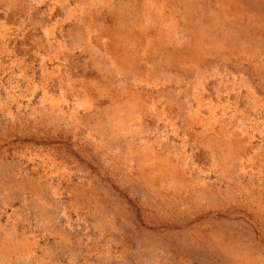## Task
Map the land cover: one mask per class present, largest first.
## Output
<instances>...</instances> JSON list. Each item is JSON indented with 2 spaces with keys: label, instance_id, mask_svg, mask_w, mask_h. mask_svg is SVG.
Returning <instances> with one entry per match:
<instances>
[{
  "label": "rangeland",
  "instance_id": "1",
  "mask_svg": "<svg viewBox=\"0 0 264 264\" xmlns=\"http://www.w3.org/2000/svg\"><path fill=\"white\" fill-rule=\"evenodd\" d=\"M0 264H264V0H0Z\"/></svg>",
  "mask_w": 264,
  "mask_h": 264
}]
</instances>
